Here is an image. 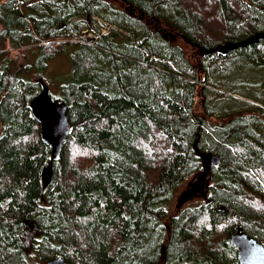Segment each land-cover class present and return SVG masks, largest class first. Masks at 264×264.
Wrapping results in <instances>:
<instances>
[{"label": "trees", "instance_id": "trees-1", "mask_svg": "<svg viewBox=\"0 0 264 264\" xmlns=\"http://www.w3.org/2000/svg\"><path fill=\"white\" fill-rule=\"evenodd\" d=\"M115 1L0 0V44L38 50H0V264H240L239 228L264 247V42L202 51L264 33V0ZM57 40L74 51L52 97L71 129L42 195L51 151L30 101ZM196 141L218 164L178 207L204 170Z\"/></svg>", "mask_w": 264, "mask_h": 264}, {"label": "water", "instance_id": "water-1", "mask_svg": "<svg viewBox=\"0 0 264 264\" xmlns=\"http://www.w3.org/2000/svg\"><path fill=\"white\" fill-rule=\"evenodd\" d=\"M88 17V16H87ZM86 17V19H87ZM259 40L264 42V33H257L250 38L240 43H226L216 47L210 51H202L208 54L226 55L229 52L235 51L246 46H253ZM41 86V92L30 101V109L34 119L40 124V138L43 144L50 148L51 159L47 167L42 171L41 194L48 189L52 179V164L57 162L66 144L70 133L71 125L66 115V104L63 101L53 100L49 94L47 85L42 79L38 80ZM264 90V85H263ZM197 141L193 149L196 156L200 158L203 163L204 170L197 175L191 182L187 193L188 198H193L198 195H205V188L207 184V176L213 167L218 164V159L208 152H200L197 148ZM230 243L237 249V258L240 264H264V247L256 240L248 237L242 229L239 228L236 233L231 236ZM47 264H69L62 258L53 259Z\"/></svg>", "mask_w": 264, "mask_h": 264}, {"label": "rangeland", "instance_id": "rangeland-1", "mask_svg": "<svg viewBox=\"0 0 264 264\" xmlns=\"http://www.w3.org/2000/svg\"><path fill=\"white\" fill-rule=\"evenodd\" d=\"M112 1L116 2L115 0H112ZM115 4H117L120 7H123L122 4H118V3H115ZM97 21H98V24L101 25L102 21L101 20H97ZM86 22L88 25L91 24L92 20H90L89 16L87 17ZM145 23L147 24L148 21L145 20ZM153 24L155 25L154 22H153ZM149 25H151V24H149ZM155 26H158L161 29L163 28L162 26H159V25H155ZM100 27H101V30L103 33L107 32V30L102 28V26H100ZM84 34L85 35H83V36H85V38H87V39L93 37L92 34H90V33L84 32ZM170 35L169 36H170L171 43L173 45H177L178 47H180L183 54H185L186 58L190 59L194 55V59L196 60V63H197V58H198L197 56L199 54L191 53L192 47L187 42H185L183 39L179 38L178 36H174L173 33H171ZM61 42L62 41L57 40L55 42H52L53 44L50 42H44V41H41L39 43L40 45H46V44L50 43L48 46H45L43 49L44 51L47 52V55L50 58H49L48 65H47L46 69L42 73V76H43L42 80L47 85L48 90H49V94L53 98H58L60 96L61 86L65 85L67 83H71V81L73 79L70 57L74 51H73V49L69 48L64 53L59 52V49H62V47H60ZM221 45H224V44H221ZM221 45H218L216 47H219ZM29 48H30V50H29ZM0 50L3 52H7L13 59H18L20 62H22V63L27 62L28 64H31L33 62L34 58L38 55V50L35 49L34 46H29V47L24 46V47H20V48H14L8 42H4L3 44H0ZM196 63L193 60L191 61V64L194 65L195 67L197 66ZM37 71H39V70H37L35 67L32 69L33 73H36ZM206 87L210 90H215V91L221 92L224 95L227 94V92L224 89H217L216 90L212 87H208V86H206ZM220 87L223 88L222 86H220ZM247 102H251V101H247ZM260 107H262V105H260ZM262 109H263V107H262ZM210 171H211V169H210ZM210 171L208 173V176L210 174ZM194 179L186 182L185 185L183 186V188L180 190V192H178L177 197H176V205L178 207H179L178 202L181 205H187V204L193 205V204H195V202H197L199 200L198 198L201 195H198V196L193 197V198H188L189 193H187V191H188L190 183L195 181Z\"/></svg>", "mask_w": 264, "mask_h": 264}]
</instances>
